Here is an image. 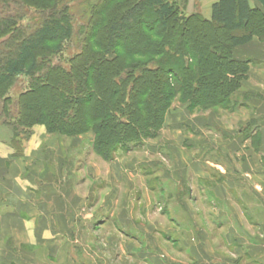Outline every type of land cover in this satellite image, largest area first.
Returning a JSON list of instances; mask_svg holds the SVG:
<instances>
[{
  "label": "trees",
  "instance_id": "1",
  "mask_svg": "<svg viewBox=\"0 0 264 264\" xmlns=\"http://www.w3.org/2000/svg\"><path fill=\"white\" fill-rule=\"evenodd\" d=\"M37 1L44 5L0 0V125L12 130L15 155L31 128L43 125L68 139L94 132L90 149L108 162L155 138L178 95L187 108L232 106L257 63L235 60L232 51L253 36L264 39V0H257L262 8L248 0H216L210 18L181 12L176 0H128L116 10L114 0H87V23L77 32L69 0ZM146 9L164 39L122 42ZM169 25L176 28L173 41H165ZM72 40L77 49L62 57Z\"/></svg>",
  "mask_w": 264,
  "mask_h": 264
},
{
  "label": "crops",
  "instance_id": "2",
  "mask_svg": "<svg viewBox=\"0 0 264 264\" xmlns=\"http://www.w3.org/2000/svg\"><path fill=\"white\" fill-rule=\"evenodd\" d=\"M215 1L201 0L200 13L204 18H210L211 4ZM248 1L251 6L262 8L257 0ZM232 57L257 61L249 66L243 90L237 93L242 94L241 99H236V107L230 110L244 119L238 120L231 129L214 114L212 118L209 114L192 118L186 103L170 107L162 128L179 132L176 136L181 135L177 129L187 127L202 134L218 128L224 135L183 137L173 148L177 151L175 160L170 159L163 179L179 186L189 179L199 196L213 194L222 198L228 196L231 200L234 197V203L239 204L249 224L258 229L259 237L247 239L235 232L228 233L225 242L235 245L231 260L207 246L203 230L198 229L196 237H191L190 241L181 236L180 231L171 230L174 237L181 236L178 249L193 264H239L241 261L242 264H264V39L253 36L236 46ZM231 104L233 107V102ZM248 130L251 135L246 134ZM11 136L12 130L0 125V264H103L106 260L91 254L89 243L83 239L90 237V229L96 224L94 217L99 213L105 216L104 225L115 228L120 234L121 238L116 237L118 241H108L105 237L107 245L117 242L121 252L119 260L124 254L137 264H172L157 251L155 229L135 220V206L130 199H122L131 196L135 187L145 197L153 190L141 181L135 186L131 179L140 164L150 165V158L127 154L115 157L102 167L90 160L92 150L85 146L92 141L90 136L64 139L57 133H47L43 125L31 128L30 136L22 143L21 153L15 155ZM152 145L146 146L148 150L146 148L144 154H152L149 150ZM80 168L82 174L77 172ZM208 168H213L224 179L210 182L213 176ZM161 189L167 195L168 189ZM96 203L99 205L94 208ZM139 208L145 212V208ZM227 208L235 210L229 203ZM213 223L221 222L213 220ZM179 226L190 230L196 227L185 219ZM82 247L79 254L78 249ZM178 261L177 264H186Z\"/></svg>",
  "mask_w": 264,
  "mask_h": 264
},
{
  "label": "rangeland",
  "instance_id": "3",
  "mask_svg": "<svg viewBox=\"0 0 264 264\" xmlns=\"http://www.w3.org/2000/svg\"><path fill=\"white\" fill-rule=\"evenodd\" d=\"M25 1H27L29 4L32 5H44V3L39 2L37 0H25ZM57 1H59V3L58 2L57 3L60 4L64 0H57ZM78 1L79 2L81 1V3H78L76 0H71V1L69 0L68 3L70 7V12L72 13L74 19V29L76 30V32L79 31L82 28V26H86L87 17L86 16L84 17L83 11L85 10L86 6L90 4L91 1L93 2L94 0H88L89 1L88 4L86 3L88 2L87 0H78ZM114 1H115L114 2L115 6L113 9L116 10L119 2L128 1V0H114ZM176 1L180 6L181 12L185 14H189L193 11H201L200 9V7H202L201 0H176ZM203 2H205V0H203ZM103 8L105 7L99 6L96 8L97 17L103 18V16L106 14L105 9L103 11ZM149 23L151 24V26H155L153 30H149L148 28ZM175 33H176V28L175 27L173 28V26L169 25L168 30L165 33L167 34V38L165 41H173ZM163 34L164 33L159 23L154 21V15L152 10L146 9L145 13L141 15L138 23L133 28H131L127 36L123 38L122 42L128 44L133 42L135 45H142L143 43H145L144 42L145 39L148 41L150 40L151 42H158L164 39L162 37ZM74 38L77 39V36ZM136 39L137 40L139 39L138 42L136 41ZM74 41L76 42V40H72L70 41V43H67L65 45V49L63 51L62 57L63 55L67 56L71 54L77 49V46ZM207 44L214 45L211 39H207ZM93 49L95 51L98 50L96 47ZM147 58H148L147 56H143L140 59L143 61L146 60ZM154 58L156 59L161 58V56L160 57L154 56ZM55 61H57V59ZM177 72H179L178 64H176V68H175V73L177 74ZM172 78H173L172 81L176 82V78H174V76ZM25 86H26V81L23 82V87ZM240 90H243V88H241ZM241 96L242 94L241 95L237 94L236 99L240 100ZM186 102L187 101L183 100V98H181L180 95H178L173 99V102L171 103L169 108L170 107L174 108V106H177L179 104H185ZM233 102H234L233 107L227 105L226 102H221V103H216L215 105L209 107L192 106L187 109H188V113L190 114V116H192V118L201 115L208 117L207 114L210 115L209 118H212V114H214L227 128L229 127L233 129L236 126L238 120L244 119V116L239 117V115H234L231 113L232 111L230 110L236 107L235 105L236 102L235 101ZM171 131L163 127L160 129L159 134L155 138L144 140L139 145H137L136 148L131 149L130 151L119 155V156H123L127 154L128 156L135 155L137 157L150 158L152 160L150 161V165L143 163L140 164L138 167H136V169L133 171L134 176L131 177V179L134 182L135 186L138 185V183H140L141 181V182H145L147 188L152 187L153 190L149 189L151 192L150 193L148 192L145 197L142 196L139 192H137V190H135L136 189L135 187L133 188L135 192L131 193L132 197L129 196L125 198L124 196L122 199H126V200L130 199V201L132 202L131 204L135 206L136 209H134L133 212V216L135 220L140 221L142 223H148L149 225H151L152 228L155 229L154 232L158 242L157 251L159 252V255L163 256V258L167 257L172 264H177L179 262L178 260H182V262H186V264H193L190 262L189 259L185 257L184 253L180 252L181 250L178 249L179 246L178 240L180 239L181 236L183 237L185 236L188 237L190 241L191 237L193 236L196 237L198 229H201L206 233L205 237H207V246H209L217 255L223 258L233 260L234 259L233 254L235 253L233 251L235 245H228L224 239L228 235V233L235 232L247 239L252 237L253 238L259 237L258 229L249 224V220L247 219L243 211H241V207L239 206V204H237L236 202L234 203L233 201L235 200L234 197L231 200V198H227L228 197L227 195L226 198L213 196V194H208V195L206 194L205 196L201 194L202 196L201 195L199 196L192 189V185L189 179L185 181L182 186L181 185L179 186V184L173 183L172 181H167L163 179L164 171H167L169 169V164L171 161L170 159L173 158L175 160L174 152L177 151L174 149L176 148L178 142L183 137L195 138V137L209 136L210 138H214L219 135H224V133L221 131V129L214 128V130L208 129L202 134L187 127L182 130L181 129L176 130L181 132V135L178 137L176 136V134H178L179 132L177 133ZM49 134H53V133H49ZM250 134H252V132H250ZM255 135L256 134L254 133V138L256 137ZM76 136H84L83 138H87L85 136H90V138L93 139L94 132L87 131ZM63 138L65 139V137ZM150 144H153L152 147L149 149L150 152H152V154L149 153L144 154V151L148 150L146 146ZM254 144L255 143H253V145ZM85 146L86 149L91 150L90 145L87 146L85 144ZM169 148H172V150L170 151ZM208 152H211V150H209ZM90 160L99 163V165L101 164L102 167L105 166V164H109L111 162V161L107 162L103 160L100 156H98L94 152H92V155L90 156ZM213 170H214L213 168L212 170L209 169L211 176H213V178H210L211 180L210 182L214 180L217 183L224 179L221 178L223 176L218 175L217 172ZM77 172L79 174H82L81 168L77 170ZM210 182H205V183L209 185ZM194 183L195 181H193V184ZM162 187L168 189L167 195H165V192L160 191L162 190L161 189ZM204 188L207 189V186L204 185ZM130 190L132 191L131 188ZM211 202H214V204H212ZM119 203H121V201ZM227 203H229L230 206H234L235 208L234 212L232 209L231 211L230 209L227 208ZM240 203L242 204V202ZM93 205L94 208H97L99 203ZM139 207L145 208L144 209L145 212L140 210ZM97 216L99 218L98 220H96ZM184 219L191 226L192 224H194L196 226L195 229L194 228L192 230H190L189 228L180 229L179 223ZM104 220H105V216H103L101 213L96 215L94 217V221H96L95 222L96 224L92 229H90V234H89L90 237L88 238L87 236V238H83L86 239L85 241H87V243H89L88 251H90L91 254H93L97 259L100 258V256H102L103 259L106 260V262L102 261L103 264H137L135 260L127 259L126 255L124 254H123V259L122 258L120 260L118 259L119 256L118 254H121V252L119 246H116L117 242L115 243V245L105 244V237H108L107 238L108 241H110V239L114 241H118V238L121 237L119 233L118 234L116 233L115 228L104 225L103 222ZM213 220L221 223L217 225L213 223ZM98 222H100V225H97ZM173 229L176 230L177 232L180 231L181 236L174 237L173 232H171V230ZM116 237L118 238L116 239ZM81 249H83V247L78 249L79 254H82ZM240 252L241 251H239L238 253ZM239 264H242V261L239 262Z\"/></svg>",
  "mask_w": 264,
  "mask_h": 264
}]
</instances>
